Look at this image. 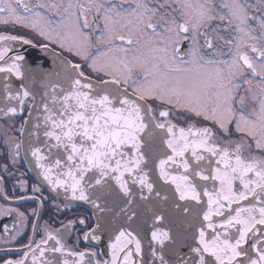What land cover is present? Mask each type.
Listing matches in <instances>:
<instances>
[{"label":"snow or ice","instance_id":"snow-or-ice-1","mask_svg":"<svg viewBox=\"0 0 264 264\" xmlns=\"http://www.w3.org/2000/svg\"><path fill=\"white\" fill-rule=\"evenodd\" d=\"M0 25L61 50L26 67L33 40L0 31V184L23 161L55 213L88 206L52 229L34 184L43 235L0 264H264V0H0ZM76 225L109 258L68 247Z\"/></svg>","mask_w":264,"mask_h":264},{"label":"flooded vegetation","instance_id":"flooded-vegetation-1","mask_svg":"<svg viewBox=\"0 0 264 264\" xmlns=\"http://www.w3.org/2000/svg\"><path fill=\"white\" fill-rule=\"evenodd\" d=\"M0 31H9L10 34L13 35H23L25 36V38L32 39L33 45H38L39 43H47L41 37L37 36L34 32L29 29L19 27L13 28L11 26L6 29L5 26L0 25ZM50 47L58 53L61 52V50L56 45H50ZM183 48L186 50L188 48V44L185 43L183 45ZM64 55L67 56V58L72 60L74 63H81L83 66V70L86 73L89 72V69L86 65H83V62L80 60L79 57H76L67 52H65ZM29 102H31L30 99L28 100V103ZM26 114L27 107H25L24 113L20 115L16 123L19 124V120L22 119L23 116ZM2 121L3 118H0V122ZM13 171L16 173V178L23 179L27 182L26 187L20 188L19 185H16L14 187L15 178L9 180L6 185L0 184V191L5 192L9 197H11V199H4L3 196H0V205L8 208L19 209L20 211H23L26 213V215H28V219L23 225H18L16 223L17 218L15 213L9 215H0V240L4 239L5 228H7V231L10 235L19 232L15 241H10L8 245L0 243V257H11L13 259H16L23 256L24 249L21 247V245L28 243L29 236H33L34 240H39L41 239L43 232L39 228L36 232H33L31 221L37 219V217L31 215L30 210L37 207V202L27 198L32 195V186L37 183L34 177L29 174L27 166H25V163L23 161L21 162V165L17 169H13ZM41 191L42 194L46 197H49V199L42 208V215L39 217L40 224H43L45 221H47L52 229L60 228L61 224L66 223L67 219L73 218L76 212H80L85 209L84 207H76L69 212L55 213L49 207V205L51 204L52 197L47 193L45 189L43 190L42 187ZM16 197H25V199H17ZM86 230L87 229L83 226L76 225L74 228L70 229L68 233L63 235V242L68 247L73 248L77 251L88 249L98 253L97 248L84 241L83 232ZM10 235L8 237L9 240ZM50 243H54V241ZM98 258L100 259L99 256Z\"/></svg>","mask_w":264,"mask_h":264},{"label":"water","instance_id":"water-1","mask_svg":"<svg viewBox=\"0 0 264 264\" xmlns=\"http://www.w3.org/2000/svg\"><path fill=\"white\" fill-rule=\"evenodd\" d=\"M53 53H58L54 49L50 47L49 52H44L39 49V47L34 46V45H24L21 42H15L12 44V51L9 53L10 56L20 54L24 55L26 57V67L28 64H33L39 63L42 64L45 68H50L52 67L54 61H55V56ZM15 82V77L11 78ZM14 86H16L14 84ZM31 103V102H29ZM0 107H3V102L0 101ZM27 115V114H26ZM2 118V117H0ZM23 155V153H22ZM25 166H27L28 172L31 176L34 177L36 183L40 184L42 189L46 190L47 193L53 197L55 194L51 193L47 184L44 183L38 176H37V171L34 169V166H30L25 163ZM62 199V197H61ZM82 205V207L87 208V205H83L82 202H77ZM114 239V236L110 235L109 233L105 232L101 234V239L100 240H92L91 238L89 240H84L86 243L91 244L95 248L98 249V253L100 254L99 257L100 259H107L109 258L108 253V244L111 242V240ZM71 259V258H70ZM27 264H31V259L29 257Z\"/></svg>","mask_w":264,"mask_h":264}]
</instances>
